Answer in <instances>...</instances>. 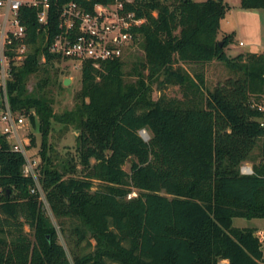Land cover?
Segmentation results:
<instances>
[{
    "label": "trees",
    "instance_id": "trees-1",
    "mask_svg": "<svg viewBox=\"0 0 264 264\" xmlns=\"http://www.w3.org/2000/svg\"><path fill=\"white\" fill-rule=\"evenodd\" d=\"M68 1L52 0L44 25L38 7H20L29 48L21 63L12 61L6 90L14 111L39 122L37 177L61 230L67 231L66 218L73 223L72 258L39 192L31 191L36 179L23 171L24 154L0 134V264H218L222 259L263 264L256 228L234 225V218H264L263 111L253 106L264 100V52L229 59L225 48L233 34L225 33L222 44L217 36L231 5L225 0L128 2L145 17L138 29L141 69H134L135 80H126L122 57L100 66L83 62L76 106L60 118L79 129L82 168L74 163L60 169L50 167L47 136L55 116L49 86L57 81L55 63L64 59L49 46L59 30V9ZM240 2L264 7V0ZM214 58L232 62L234 74L199 98L197 81L203 82L204 74L194 78L179 62ZM32 75L37 81L29 89ZM155 80L160 86L179 84L185 99L153 98ZM141 129L150 132L148 140ZM260 140V162L253 173H242V161L254 159ZM34 144L31 135L28 147ZM95 180L103 183L100 188H93Z\"/></svg>",
    "mask_w": 264,
    "mask_h": 264
},
{
    "label": "built area",
    "instance_id": "built-area-1",
    "mask_svg": "<svg viewBox=\"0 0 264 264\" xmlns=\"http://www.w3.org/2000/svg\"><path fill=\"white\" fill-rule=\"evenodd\" d=\"M89 1L90 7L77 0H70L60 7L59 30L49 46L51 52L61 55L64 60L79 68L86 60L100 66L105 60L123 57L140 39L138 29L145 22V17L139 16L136 10L127 6L131 0ZM51 2L52 0H0V14L3 16L0 26V87L4 92L0 108V134L7 137L13 150L24 154L23 171L36 179L31 191L39 192V198L48 206L36 174L38 160L30 154L27 138L21 131L26 115L11 108L6 85L11 74L12 61L21 63L29 48L25 42L27 31L19 18L20 7L23 4L38 7V21L44 25L48 21ZM11 51L13 54L9 53ZM253 106L263 111L259 120L264 127V101L253 103ZM240 170L242 173L254 172L253 167L248 164L241 165ZM254 234L259 238L264 253V225ZM218 264L230 263L227 259H222Z\"/></svg>",
    "mask_w": 264,
    "mask_h": 264
},
{
    "label": "rangeland",
    "instance_id": "rangeland-1",
    "mask_svg": "<svg viewBox=\"0 0 264 264\" xmlns=\"http://www.w3.org/2000/svg\"><path fill=\"white\" fill-rule=\"evenodd\" d=\"M230 5L231 8L226 12L225 17L221 20L220 29L217 38L222 39L225 33L233 34V41L225 48L226 54L229 59L237 56L239 53H254V52H264V7L259 8H246L241 5L240 0H225ZM1 13V9H0ZM3 16L0 14V26L2 25ZM142 38H140L130 49H128L124 56L122 57L126 60L124 65L125 78L126 80H135L136 74L133 73L135 68L141 69V62L144 59V50L141 46ZM242 42V43H240ZM238 61V60H237ZM236 62V61H235ZM20 61H18V64ZM232 62L228 59L220 60L217 58L205 63L199 62H186L180 61L179 64L184 67V69L191 75L195 76L197 72H202L204 74V81H197L199 85L198 96L205 95L209 89H213L214 86L223 81L225 78L234 74V70L231 67ZM178 63H176V66ZM55 70H57V81L55 84L49 86L50 95L53 98V109L55 116L51 119V130L47 136V155L50 157V167L57 165L58 168L62 169L65 164H77L78 169L82 168L79 163L78 157V140L77 134L79 129L73 124L65 119H60L67 111H71L75 108L78 101L77 93L82 87L81 81V68L75 66L71 62L63 60L61 62L55 63ZM146 75L149 72V68L146 67L142 70ZM70 77L71 80L68 83H64V79ZM162 78V77H160ZM195 78V77H194ZM37 81V76L32 75L28 81V88L32 89ZM152 85V97L157 99L160 96H165L167 98L185 99L182 86L179 84H168L160 86L158 81H153ZM263 99V98H262ZM4 100V92L0 87V108ZM264 101V100H263ZM25 137L27 138V143L31 144V135L35 137V144L31 145L29 148L30 154L38 160V165H40L41 154L40 150L42 147V133L39 129V122L33 123V121L26 116L25 123L21 130ZM143 132H146L147 137L144 136ZM140 134L146 140L150 138V132L147 129H141ZM261 144L262 141L258 142V145L253 149L251 155L254 159H246L242 161L241 165L248 164L255 169L261 160ZM93 161V159H92ZM42 162V161H41ZM125 168L129 165L125 164ZM39 168L36 167V174L38 176ZM102 182L95 180L93 188H100ZM2 194V189L0 188V197ZM136 191H133L130 195H135ZM43 202V206L47 211V214L51 217L52 221L57 227L59 232L58 240L64 244L68 250L69 256L70 252V242L75 241L76 235L72 230V221L68 218L65 219V226L68 227L67 231L64 232L60 228L59 219L52 213L50 205H46ZM234 225L237 226H253L260 228L264 225V218H244L235 217ZM70 227V228H69ZM28 230L29 227L26 226ZM255 230V231H256ZM67 236H70L69 240ZM93 242H95L93 240ZM73 264V263H71Z\"/></svg>",
    "mask_w": 264,
    "mask_h": 264
},
{
    "label": "water",
    "instance_id": "water-1",
    "mask_svg": "<svg viewBox=\"0 0 264 264\" xmlns=\"http://www.w3.org/2000/svg\"><path fill=\"white\" fill-rule=\"evenodd\" d=\"M220 44H222V40H220ZM70 80H71L70 77H66V78L64 79V83H68V82H70Z\"/></svg>",
    "mask_w": 264,
    "mask_h": 264
},
{
    "label": "bare ground",
    "instance_id": "bare-ground-1",
    "mask_svg": "<svg viewBox=\"0 0 264 264\" xmlns=\"http://www.w3.org/2000/svg\"><path fill=\"white\" fill-rule=\"evenodd\" d=\"M143 134H144V136H146V137H147V134H146V132H143Z\"/></svg>",
    "mask_w": 264,
    "mask_h": 264
}]
</instances>
